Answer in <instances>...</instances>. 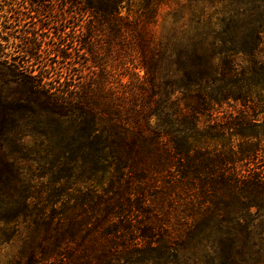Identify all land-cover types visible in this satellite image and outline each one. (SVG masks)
Wrapping results in <instances>:
<instances>
[{
    "label": "trees",
    "instance_id": "16d2710c",
    "mask_svg": "<svg viewBox=\"0 0 264 264\" xmlns=\"http://www.w3.org/2000/svg\"><path fill=\"white\" fill-rule=\"evenodd\" d=\"M57 1L0 35V264H264V0Z\"/></svg>",
    "mask_w": 264,
    "mask_h": 264
},
{
    "label": "rangeland",
    "instance_id": "374dc122",
    "mask_svg": "<svg viewBox=\"0 0 264 264\" xmlns=\"http://www.w3.org/2000/svg\"><path fill=\"white\" fill-rule=\"evenodd\" d=\"M212 3L220 7L223 5V0H213ZM209 4L206 3L205 5ZM44 5L46 12L43 15H38L30 0H0V35L7 38V41L1 40V42H8L9 49L13 50L15 43L23 38L26 31H32L40 24H44L46 27L42 30L43 33L49 35L52 30L49 27L54 25L53 22L58 16L57 10L62 6L57 0H45ZM14 80L9 76L5 67L0 65V153H10L15 150L3 140L4 130L9 127L10 115L15 114L17 116L18 113H23L24 116L30 115L28 111L31 103L25 99H16L25 97L29 94V90Z\"/></svg>",
    "mask_w": 264,
    "mask_h": 264
}]
</instances>
